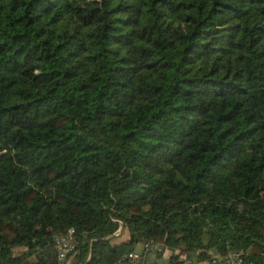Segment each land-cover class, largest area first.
<instances>
[{"label":"trees","instance_id":"trees-1","mask_svg":"<svg viewBox=\"0 0 264 264\" xmlns=\"http://www.w3.org/2000/svg\"><path fill=\"white\" fill-rule=\"evenodd\" d=\"M68 228L264 264V0H0V264Z\"/></svg>","mask_w":264,"mask_h":264},{"label":"built area","instance_id":"built-area-1","mask_svg":"<svg viewBox=\"0 0 264 264\" xmlns=\"http://www.w3.org/2000/svg\"><path fill=\"white\" fill-rule=\"evenodd\" d=\"M72 233L73 229L68 228L66 232L54 236L53 245L57 261L63 260L68 253L74 249L75 241ZM158 252L163 256L162 258L164 259V263L162 264H167L165 263V260L171 254V250L162 247L158 243H149L147 241L140 242V248H133L122 252L115 260L104 264H145V262H143L142 255L150 254L152 255L151 259H153L159 257L157 255ZM174 253L177 255L176 264H246L243 258V253L240 250H228L224 253L209 252L208 257L197 262L190 261L183 252L174 250ZM148 262L149 263L147 264H154L152 261Z\"/></svg>","mask_w":264,"mask_h":264},{"label":"crops","instance_id":"crops-1","mask_svg":"<svg viewBox=\"0 0 264 264\" xmlns=\"http://www.w3.org/2000/svg\"><path fill=\"white\" fill-rule=\"evenodd\" d=\"M119 231H120V229H119ZM119 231H118V234L122 235L123 234L122 231L121 232H119ZM113 235H114V232H113L112 238H111L113 242H119L121 240H125L127 237L124 234L122 237H120L118 235L119 237H117V239L113 240L114 238H116ZM135 247L140 248V243H137L134 246V249H138ZM144 257H147L151 260L152 255H150V254L142 255L143 262H144ZM158 259L155 258L154 260H158ZM147 263H149V262H145V264H147ZM19 264H78V263H76L75 257L73 255H68L63 260L54 262L51 259L50 255L48 254L47 251H34V252L30 253L29 255H27L26 258L23 259Z\"/></svg>","mask_w":264,"mask_h":264},{"label":"rangeland","instance_id":"rangeland-1","mask_svg":"<svg viewBox=\"0 0 264 264\" xmlns=\"http://www.w3.org/2000/svg\"><path fill=\"white\" fill-rule=\"evenodd\" d=\"M119 227H117L116 229H115V231H114V235L113 236H115L116 238H114L113 240H115V239H117V237H122L123 236V234L124 235H126V231H123L122 230V235H119L118 234V231H119ZM119 235V236H118ZM135 248H138V247H135ZM159 257H156V259H158ZM155 258H153V259H149V258H147V257H144V262H148V261H152L154 264H162V261H161V259L159 258L158 260H154Z\"/></svg>","mask_w":264,"mask_h":264},{"label":"water","instance_id":"water-1","mask_svg":"<svg viewBox=\"0 0 264 264\" xmlns=\"http://www.w3.org/2000/svg\"><path fill=\"white\" fill-rule=\"evenodd\" d=\"M87 260V259H86ZM86 262V261H85ZM85 262L83 264H85Z\"/></svg>","mask_w":264,"mask_h":264}]
</instances>
